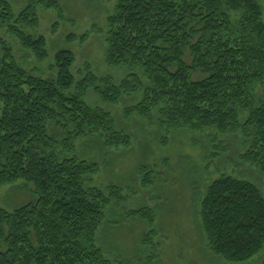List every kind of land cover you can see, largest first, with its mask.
<instances>
[{
    "label": "trees",
    "instance_id": "16d2710c",
    "mask_svg": "<svg viewBox=\"0 0 264 264\" xmlns=\"http://www.w3.org/2000/svg\"><path fill=\"white\" fill-rule=\"evenodd\" d=\"M41 9L63 14L57 0H25L17 13L0 0V187L24 180L35 195L0 207V264H111L97 234L124 196L90 177L100 154L127 148L131 138L86 101L89 92L105 104L135 96L124 114L153 117L165 132L234 138L239 159L264 181V0H116L103 42L105 62L126 71L118 83L87 63L77 77L64 47L53 52L49 77L23 67L3 34L47 59L48 40L34 33ZM85 39L70 34L65 42ZM135 214L152 226L150 209ZM193 218L207 251L225 263L247 264L264 251V192L250 178L208 180Z\"/></svg>",
    "mask_w": 264,
    "mask_h": 264
},
{
    "label": "rangeland",
    "instance_id": "374dc122",
    "mask_svg": "<svg viewBox=\"0 0 264 264\" xmlns=\"http://www.w3.org/2000/svg\"><path fill=\"white\" fill-rule=\"evenodd\" d=\"M7 1L15 13L25 3V0ZM57 1L63 9L62 17L51 9H41L39 25L34 31L48 40L47 59L39 62L23 51L17 40L3 34L22 66L41 70V76L49 77L48 66L53 52L64 47L74 53L73 72L77 77L80 76L78 71L82 72L87 63L97 77L108 75L115 83L121 81L126 71L110 67L104 60L106 17L112 13L116 0ZM55 23L57 29L52 32ZM84 33V42H65L67 35ZM194 77L201 76L196 73ZM85 99L89 104L109 111L116 125L131 138L127 148L100 154L99 170L90 177L91 184L102 189L109 184L120 186L124 196L122 204L111 209V215L97 234L96 242L106 250L111 264H229L207 251L193 212L205 183L219 173L250 178L264 192L260 174L239 159L237 141L216 132L192 134L191 131H180L174 134L160 130L153 117L144 119L136 114L127 117L124 110L135 103V96L126 94L116 104L101 102L93 92ZM216 154L226 155L228 160L221 161ZM144 165L152 171L149 177L138 173V168ZM192 169H197V174H192ZM193 176L195 179L197 176V180ZM34 196L32 185L24 180L4 184L0 187V207L12 210ZM140 209L152 211V226L136 216L135 211ZM247 264H264V251Z\"/></svg>",
    "mask_w": 264,
    "mask_h": 264
}]
</instances>
